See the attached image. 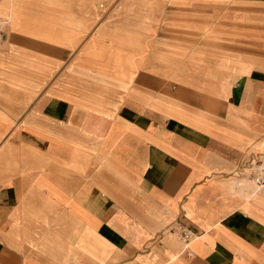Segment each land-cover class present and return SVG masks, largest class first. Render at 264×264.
Masks as SVG:
<instances>
[{
    "label": "crops",
    "instance_id": "obj_1",
    "mask_svg": "<svg viewBox=\"0 0 264 264\" xmlns=\"http://www.w3.org/2000/svg\"><path fill=\"white\" fill-rule=\"evenodd\" d=\"M225 21L224 54L144 32L139 50L85 53L37 96L56 62L3 65L18 89L0 95V264H264V187L249 171L264 158V26ZM65 23L34 46L63 56Z\"/></svg>",
    "mask_w": 264,
    "mask_h": 264
},
{
    "label": "rangeland",
    "instance_id": "obj_2",
    "mask_svg": "<svg viewBox=\"0 0 264 264\" xmlns=\"http://www.w3.org/2000/svg\"><path fill=\"white\" fill-rule=\"evenodd\" d=\"M238 1L246 3H234ZM234 2L233 0H0V79L2 75H7L10 81L9 92L0 86V95L3 92L5 96H17L15 90L18 88L11 82L16 74L2 72L1 69L4 68L3 65L18 66L21 63V58H17L18 55H30V59L37 61L38 56H44L46 60L56 62V72L51 74V78L42 74L44 88L34 90V96H37L46 92L50 84L59 82L65 68L78 63V58L85 53L89 52L94 56L101 52H114L118 48L126 51L139 50V42L146 39L141 34L144 32H149L152 34L151 38L162 42L164 48L189 50V52L194 48L211 49L218 55L224 54L225 36L221 31L214 32V28H225V18H236L238 23L236 26L244 29L251 27V30H255L264 26V6L260 5V0H234ZM212 17L220 18L217 26L207 24L208 19ZM133 18L136 22L133 26L136 30L134 38L137 35L135 41L128 39L130 37L128 25ZM200 20L202 24L198 23ZM67 21L73 23V31L70 33L73 42L72 47L65 48L66 40L61 41L64 45L62 44L60 48L66 50L63 56L43 53L34 46V43H51L44 41L40 36L50 33L48 27L51 24L52 28L65 31V28L71 27V24L65 23ZM59 34V38L63 39L66 32L61 31ZM12 35L24 37L17 39ZM114 43L115 49L111 45ZM233 45L237 52L244 55H250L255 48L251 39L247 42L246 39L238 38ZM99 58L101 57L95 59ZM40 62L48 66L51 64ZM260 66L264 67V62H260Z\"/></svg>",
    "mask_w": 264,
    "mask_h": 264
},
{
    "label": "built area",
    "instance_id": "obj_3",
    "mask_svg": "<svg viewBox=\"0 0 264 264\" xmlns=\"http://www.w3.org/2000/svg\"><path fill=\"white\" fill-rule=\"evenodd\" d=\"M251 180L259 187H264V158L250 162L249 166ZM181 238L188 243L196 234L187 228L178 225L174 229Z\"/></svg>",
    "mask_w": 264,
    "mask_h": 264
}]
</instances>
